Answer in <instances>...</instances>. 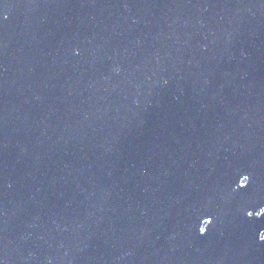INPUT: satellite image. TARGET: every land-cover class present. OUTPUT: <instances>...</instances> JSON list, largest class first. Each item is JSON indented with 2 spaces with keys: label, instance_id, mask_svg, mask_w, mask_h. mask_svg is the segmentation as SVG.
Returning a JSON list of instances; mask_svg holds the SVG:
<instances>
[{
  "label": "water",
  "instance_id": "1",
  "mask_svg": "<svg viewBox=\"0 0 264 264\" xmlns=\"http://www.w3.org/2000/svg\"><path fill=\"white\" fill-rule=\"evenodd\" d=\"M264 0H0L3 264H264Z\"/></svg>",
  "mask_w": 264,
  "mask_h": 264
},
{
  "label": "snow or ice",
  "instance_id": "2",
  "mask_svg": "<svg viewBox=\"0 0 264 264\" xmlns=\"http://www.w3.org/2000/svg\"><path fill=\"white\" fill-rule=\"evenodd\" d=\"M260 238H261L262 240H264V236H261ZM0 264H3V262L0 261Z\"/></svg>",
  "mask_w": 264,
  "mask_h": 264
}]
</instances>
